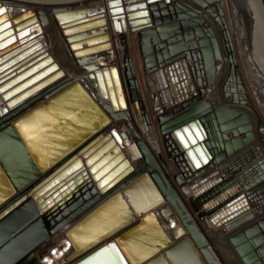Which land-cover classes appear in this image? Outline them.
<instances>
[{
  "label": "water",
  "instance_id": "95a60500",
  "mask_svg": "<svg viewBox=\"0 0 264 264\" xmlns=\"http://www.w3.org/2000/svg\"><path fill=\"white\" fill-rule=\"evenodd\" d=\"M94 1L0 0V114L65 77L45 50L36 16L41 24L46 23L45 13L48 12L55 19L70 18L63 22H83L63 29L72 50L79 48L83 41L87 46L74 50L75 58L80 54L101 57L109 52L104 20L86 22L88 17L96 15L85 17L88 10L74 9ZM106 2L116 32L125 31L126 20L132 31H139L144 75L153 80V89L158 91L162 110L156 121L161 136L170 137L177 154L174 162L178 172L173 179L182 196L189 194L185 183L198 177L210 161L218 166L244 152L252 143L264 146L262 133L257 130L261 123L255 121L236 69L224 19L210 12L219 9L218 0H186L187 4L183 0ZM233 2L243 19L244 41L251 62L264 79V0ZM10 7L19 12L9 19L6 11ZM198 9L205 14L199 16ZM95 24L99 26L92 28ZM213 24L217 25L218 34ZM87 28L88 34L81 31ZM73 32L77 33L67 35ZM98 40L101 43L89 46ZM224 59L228 68L220 83L221 95L225 99L230 97L227 85L232 81L238 94L231 95V102L244 109L254 124L244 112L216 105L213 96L208 99L211 106L203 102L206 88L212 87L220 74L217 61ZM79 62L99 94L108 95L112 112L126 109L116 66L98 68L93 63ZM132 74L127 60L124 76L129 97L140 107L139 90ZM184 76L186 79L178 84ZM150 88L152 90V85ZM73 90L80 92L92 109L102 115L101 119L106 120L93 98L74 81L16 119L12 127L0 131V204L9 199L0 207V264H37L32 253L58 232L64 233L74 247L67 264H202L195 248L209 263V251L191 222L189 211L197 213L199 220H210L217 228L232 232L227 241L241 264H264V215L253 220L252 214V211L264 212L263 165L259 160L246 165L221 187L193 203L204 183L216 184L212 174L207 179L197 180L188 187L190 192L196 193L187 204L189 211L180 203L175 191L171 192L165 179L153 171L141 172L120 191L109 192L117 180L133 171L117 144L123 132L117 137L114 129L106 133L96 125L91 127L50 157L46 165L37 152L28 147L20 131L21 122ZM141 121L149 125L142 113ZM12 128L21 135L24 145ZM239 135L242 137L238 138ZM126 150L131 158L141 157L135 144ZM46 166L47 173L41 176L38 170ZM252 197L263 202L253 205ZM115 205L119 207L118 214L113 210ZM174 216L189 238L183 237L182 232L171 241L165 233L159 219L167 222ZM246 221L250 222L245 224Z\"/></svg>",
  "mask_w": 264,
  "mask_h": 264
},
{
  "label": "bare ground",
  "instance_id": "6f19581e",
  "mask_svg": "<svg viewBox=\"0 0 264 264\" xmlns=\"http://www.w3.org/2000/svg\"><path fill=\"white\" fill-rule=\"evenodd\" d=\"M183 1L185 4L188 3L186 2V0H183ZM218 3H219V9L214 8L210 10V12L213 14V16H216V17L221 16L224 19V23L227 27V30L231 37V42H233V44L235 43V40H234V35L236 34L235 31H237V34L239 32L240 43L242 42L241 52L246 54L245 58L247 59L245 66L246 68L248 67L250 69V73L252 77H254L256 81L260 83V81L264 79L256 71L253 63L251 62L250 55L248 54L249 52L246 49V44H245V41L243 40L242 33H241V31H243V36H244V29L242 25L243 19L241 18V14H240L238 6L236 5V2H233V0H218ZM80 8H84L88 10V11H85V14H87L85 17L96 15L95 17H92V18L88 17L86 22L97 20L100 18L104 20V23H105L104 29L108 35V38H109L108 40L110 42L109 52L101 55V57L88 56L90 54H80L78 58H75L72 55L73 51L85 48L87 46L84 44V41H83L79 48H75L74 50H72L70 48L71 42L67 41L66 35L63 34V29L78 26L79 24H82L83 22H75V21H71L69 23L63 22V20H69L70 18L68 16H64V17H58L57 19H55L52 16V13L48 12V13H45L46 23L41 24L39 21V18L36 16V19L38 22L37 25L41 28V31H42L41 35H42V41L45 44L44 46L45 50L52 57L53 61L57 63L59 68H61L64 71L65 77L60 78L54 81L52 84L46 86L45 88H42L41 90L35 92L30 97L22 100L20 104L18 103L15 106L7 109L5 113H1L0 114V131L5 128L12 127V123L16 119L22 117L23 115L28 113L30 110L36 108L40 104L49 100L52 96L59 93L62 89L69 86V84H71L72 82L77 81L79 82L80 86H82V88H84L86 92L93 98L94 102L97 104L99 109L104 113L106 120L105 121L102 120L101 119L102 115L97 114V112H95L92 109V107L86 101V99L82 96V94L75 90L70 91L67 96H62L61 98L57 99L56 101H54V103L50 104L44 110L38 112L33 117L28 118V119L26 118L23 122H21L20 131H22V134L26 138V142L28 143V147L30 148V150L37 152L38 157L44 160L45 164L47 163V160L50 157L57 154L62 148H64L66 145L73 142L76 138H79L83 132L87 131L88 129H91V127L96 125L98 128H100V131H104L106 133L114 129L115 131L114 133L116 134V136L120 132H123V137H121V139L118 138L120 142L119 143L117 142V144L120 147V151L124 154V158L128 160L129 165L133 168V171L127 175L122 176L119 180H117L111 186L109 192L112 193L114 191H120L122 187L129 184L130 181L136 178L138 175H140L141 172H152L153 171L157 175L165 179L164 182L168 186L170 185L171 192L175 191V193L179 197L178 199L180 203L183 204V206L188 211L189 209L187 208V204L189 203L190 198L194 196V194H196L194 192L189 191L188 189L189 186H192V184H194L197 180L207 179L208 175L207 176L205 175L209 173L212 174L213 181H216V184L213 186L206 185L205 183L202 185V188L200 189L201 191L197 192V194L199 192L200 194L193 201V203H195V201H198L200 198L205 197L210 192L221 187L226 181L230 179L231 176H233V174L235 173L234 170H237V171L238 169L241 170L246 165L250 164V163L246 164V160H245V159H248V162L251 161L249 160L250 158H247L248 156L246 157L245 151L247 149L244 152L242 151L238 156L233 157L235 159L238 158V160H240L241 164L239 165L231 164L230 166V163H231L230 160L232 158L226 162L224 161L220 163L218 166H216L214 163H212V161H210L208 165L200 171L198 177H196L194 180L190 182L185 183L186 190H188L189 194L187 193L183 195L182 197H180L179 196L180 189L175 184L174 179H173V175L178 172V168L174 162V159L177 158L176 157L177 154L175 153V149L172 146L170 137L161 136L160 131H159V124L156 121V116L161 112L162 105L157 99L158 91L153 89V86H154L153 80L151 78L147 79L146 76L144 75L143 59H142L141 52L139 50V45H138V32L139 31L137 32L132 31V28L128 25V22L126 20L125 21V31H121V33L116 32L112 25V20L109 14V8L107 6L106 0H96L88 4L87 6H81V7L79 6L74 9H80ZM235 9L238 10V13L240 16V23L242 24H240L237 19ZM6 12L10 19L14 17L15 15H17L19 11L18 9L10 7L7 9ZM197 12L199 13V16L200 15L202 16L205 14V12L201 9H198ZM208 15H210L209 12H208ZM225 17L226 18L228 17L229 23H227V21L225 20ZM25 19L26 18H24L23 20ZM98 26L99 24H95V26H92V28H97ZM48 27L53 28L54 37L59 45V48L62 53V57L68 62V65H66V63L65 65L69 66L71 70L66 69L61 59L52 51L49 38L46 34L47 32L46 30ZM213 28H214L215 33L218 34L217 25L213 24ZM81 31L83 32L85 31L87 34L89 33L88 28L86 30H81ZM75 33L77 32H73L72 34H67V35H73ZM134 39H137V43H136L137 46H135ZM194 40H196V38ZM99 43H101L100 40L93 42L89 46H93ZM150 47L153 48L151 43H150ZM136 48L138 49L139 57H137ZM188 49L191 50L192 47L189 46ZM221 49H222V45H221ZM91 52L92 51H89V53ZM92 53H95V52H92ZM79 60L86 61V63L88 62V64L93 63V65L98 68L108 67L110 65L116 66V69L121 79L123 95H124L125 103H126V109L118 110L117 112H112L110 101L108 99V95L106 93L104 96H101L99 94V91L97 87L95 86L94 81L90 80L87 77L88 72L85 70V68H83ZM127 60L130 62V65L133 69L132 77L136 80L137 87L139 90L138 97L140 101V107L138 105L135 106L131 102L130 97H129V91L127 89L126 79L124 76L125 61ZM217 64L220 66L219 70L221 73L218 74L215 84L210 88H206V93L204 95L203 102L206 103L208 106H211V103L210 101H208V99L211 100L213 96L214 99L213 98L212 99L216 105L223 104L225 106L230 107L233 110L244 112L247 115L251 124H254L256 120L261 123L260 129L257 128V130L260 131V133H262V137L264 138L263 136L264 135V123L259 117V114L256 112L253 104H251V106H252V111L254 112V115H255L254 122L251 116L248 115V113L244 109H242L238 105L233 104L231 102V95L234 93L238 94V92L236 91L237 89L235 88L234 85L229 87L230 84H232V81L229 82V84L227 85L228 93L231 94L230 97L228 99H225L222 97L221 91H220V83L228 68V63L224 59L221 61H217ZM236 69H237V66H236ZM64 78H67V81H64ZM184 79H186L185 76L183 79L178 80V84L180 83V81H184ZM151 85H152V90L150 88ZM171 87H172V84H171ZM117 109L119 108L117 107ZM141 113L143 114V116L145 115L147 117V119L149 120V125H146L141 121ZM154 120L156 121V123L154 122ZM100 121L101 123H99ZM154 123L157 124V129H156L158 130L157 133L155 130ZM12 130H13L15 137L21 142L22 145H24V142H22V139H21V135H19V133L14 128H12ZM158 133L160 135L159 137H161L160 138L161 141H159L160 139L158 138V135H157ZM111 137H114V136H111ZM238 137L240 138L242 137V135H239ZM90 139H92V137H90ZM131 144H135L136 149L139 151L141 155L140 158H131L129 154L127 153L126 149ZM146 147L149 149V151L155 157V159L158 158L157 159L158 162H156L153 157H152L153 159L150 158V162L148 163L145 162L146 159H145V154L143 150ZM26 152L28 153V151ZM168 152H171V153H168ZM164 155H165V158L167 159L166 160L167 165H165L161 159L163 158ZM259 156L260 155H258V159H257V156L254 157V159L259 160L260 162L263 161V159L261 158H264V156H260L261 158ZM224 165L226 167H224ZM47 167L48 166H46V168H43V170L41 169L38 170L41 176L47 173L46 171V169H48ZM224 168L227 169L226 170L227 174H223L225 172ZM217 170L219 172L223 170L224 172H221V174L220 173L218 174V172H215ZM262 172L264 176L263 169H262ZM222 177L224 178L222 179ZM211 184H213V182H211ZM8 200L1 203L0 207L3 206ZM173 200L176 201L174 198ZM252 200H253V205L258 204V203L260 205V202L262 203L263 202L262 200L264 199L261 200L260 198L255 197ZM118 208L119 207L117 205L113 206V210L114 212L116 211V214L120 213V210ZM253 208H256V207L253 206ZM189 212H190L191 222L194 224L195 229L197 230V233L199 234L203 242L206 244L205 247L208 249L209 256L211 258V262L207 263L195 248V251L197 252L199 258L201 259L202 264H219V263L221 264L220 255L217 254L219 250L216 251L215 249L216 246L214 247L212 245L211 240H210L211 237L215 238L217 243L220 242L218 246L224 249L225 251L224 255L227 256L228 260L235 259L237 264H241L233 248L227 241V236L232 232L231 231L225 232L224 230L217 228L215 224L211 223L210 220H199L197 217V213L193 211H189ZM199 212H201V210ZM252 214L254 216L253 220H257L262 215H264V212L257 213V212L252 211ZM159 221H160V224L163 230L170 237L171 241L174 239H177L182 234V232H183V237L189 238L184 227L182 226L181 222L178 220L176 216L170 217L167 222H163L160 219ZM249 222L250 221H246L245 224H248ZM48 238H49V241L39 245L32 253V257L37 262V264H62V263L67 264L69 263L70 259H68V255L74 251V247L71 244V242L68 240V238L60 234H53L49 236ZM42 258H45L44 263L41 262Z\"/></svg>",
  "mask_w": 264,
  "mask_h": 264
},
{
  "label": "rangeland",
  "instance_id": "374dc122",
  "mask_svg": "<svg viewBox=\"0 0 264 264\" xmlns=\"http://www.w3.org/2000/svg\"><path fill=\"white\" fill-rule=\"evenodd\" d=\"M235 11H236V16H237V19H238V21H239V23H240V16H239V13H238V10H236L235 9ZM225 20L227 21V23H229V19H228V17L226 18L225 17ZM234 22V21H233ZM240 24H242V23H240ZM47 32H46V34H47V36H48V38H49V42H50V44H51V49H52V51L61 59V61L63 62V64L65 65V63H66V65H68V62L65 60V59H63V57H62V53H61V50H60V48H59V45H58V43H57V41L55 40V37H54V30H53V28L52 27H48L47 28V30H46ZM235 35H234V40H235V43L233 44V42H232V45H233V54H234V59H235V62H236V66H237V69H238V71H239V74H240V76H241V82L243 83V86H244V88H245V90H246V96H247V99L250 101V103L251 104H253V106L255 107V110H256V112L259 114V117L261 118V120L263 121V123H264V80H262V81H260V83L259 82H257L256 81V79L254 78V77H252V75H251V73H250V69L247 67L246 68V66H245V63H246V54L245 53H242L241 52V44H242V42L240 43V37H239V32H238V34H237V31H235ZM241 33H242V37H243V40H244V36H243V31H241ZM53 36V38H52V36ZM50 36H51V38H50ZM122 36V35H121ZM52 39V40H51ZM131 40H132V38H131ZM136 41V42H135ZM54 43V44H53ZM134 43H135V46H137V39H134ZM53 47V48H52ZM136 53H137V57H139V55H138V49L136 48ZM238 61V62H237ZM65 65V67H66V69H68V70H71L70 68H69V66H66ZM258 76V75H257ZM234 84H233V82H232V84H230V86L229 87H231V86H233ZM228 91V90H227ZM233 91V90H232ZM154 122L156 123V121L154 120ZM154 123V125H155V130L157 129V124H155ZM158 132V130H156V133ZM158 135V138L160 139L161 137H159L160 135H159V133L157 134ZM159 141H161V139L159 140ZM252 145V146H251ZM251 145H249V147H248V151L246 150V152L248 153H246V157L247 158H249V157H251V155H253V157H256L257 156V159H258V155H260V156H264V146H261L260 144H257V143H252ZM258 145V146H257ZM260 145V146H259ZM260 148V149H259ZM250 149V150H249ZM257 151V152H256ZM143 152H144V154H145V162H150V158L151 159H153L154 158V160L156 161V162H158L157 161V159L158 158H156L155 159V157L151 154V152L149 151V149L146 147V148H144V150H143ZM252 153V154H251ZM249 154H251V155H249ZM259 156V157H260ZM153 157V158H152ZM261 158V157H260ZM261 159H263V161H261V163H262V168H263V170H264V158H261ZM167 159L165 158V155L163 156V158H162V162L165 164V165H167L166 163H167V161H166ZM232 161H236V162H231L230 163V165L232 164V165H238V164H240V160H238V158H236V160H235V158H232L231 159ZM230 160V161H231ZM257 161V160H256ZM236 163V164H235ZM147 166V165H146ZM182 193L181 192H179V195H180V197H182V195H181ZM212 239H213V241H212ZM211 243H212V245L215 247V249H216V251H218L219 250V252H217V254H219L220 255V261H221V264H237V262H236V260L234 259V260H228V258H227V256L226 255H224V253H225V251H224V249L222 248H220L218 245H219V243H217L216 242V239L215 238H212L211 237ZM215 240V241H214ZM215 243H217V244H215ZM217 247H219V248H217ZM223 252V253H222ZM222 255H224V256H222ZM224 259V260H223ZM229 262H228V261ZM234 261V262H233ZM232 262V263H231ZM220 264V263H219Z\"/></svg>",
  "mask_w": 264,
  "mask_h": 264
},
{
  "label": "crops",
  "instance_id": "0c3cea01",
  "mask_svg": "<svg viewBox=\"0 0 264 264\" xmlns=\"http://www.w3.org/2000/svg\"><path fill=\"white\" fill-rule=\"evenodd\" d=\"M219 73H221V72L219 71ZM238 138H239V137H238ZM240 138H241V137H240ZM249 150H250V149H249ZM247 151H248V150H247ZM246 153H247V152L245 151V154H246ZM247 154H248V153H247ZM251 157H252V158H251ZM251 157H249V158H250L249 160H251L250 162H248V159H245V160H246V164H247V163H250V164H251L252 162H255V161H256V160L254 159L253 155H251ZM235 160H236V159H235ZM231 162H236V161H232V160H231ZM240 164H241V163H240ZM238 165H239V164H238ZM226 166H227V165H226ZM230 166H231V165H230ZM227 167H228V166H227ZM228 168H229V167H228ZM231 169H232V168H231ZM226 170H227V169L224 168V171H225V172H224L223 170H221L220 172L217 170V171H215V172H218V174H219V173L221 174V172H224L223 174H227V173H226V172H227ZM238 171H240V170L238 169ZM238 171H237V170H234L235 173L238 172ZM235 173H234V174H235ZM210 174H211V173L206 174L205 176H207V175L209 176ZM234 174H233V175H234ZM224 177H225V176H224Z\"/></svg>",
  "mask_w": 264,
  "mask_h": 264
},
{
  "label": "built area",
  "instance_id": "2783aa9c",
  "mask_svg": "<svg viewBox=\"0 0 264 264\" xmlns=\"http://www.w3.org/2000/svg\"><path fill=\"white\" fill-rule=\"evenodd\" d=\"M56 234L64 235V233H62V232H58V233H56ZM53 237H54V236H53ZM47 241H49V239H48ZM47 241H46V242H47ZM44 260H45V258H42V259H41V262L44 263ZM62 264H65V263H62Z\"/></svg>",
  "mask_w": 264,
  "mask_h": 264
}]
</instances>
